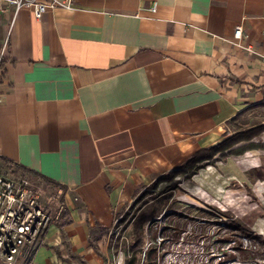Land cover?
<instances>
[{"label":"crops","instance_id":"obj_1","mask_svg":"<svg viewBox=\"0 0 264 264\" xmlns=\"http://www.w3.org/2000/svg\"><path fill=\"white\" fill-rule=\"evenodd\" d=\"M65 1L37 19L0 0V171L64 190L29 264H112L111 229L139 191L264 108V0ZM238 156L239 175L264 179V149Z\"/></svg>","mask_w":264,"mask_h":264},{"label":"rangeland","instance_id":"obj_2","mask_svg":"<svg viewBox=\"0 0 264 264\" xmlns=\"http://www.w3.org/2000/svg\"><path fill=\"white\" fill-rule=\"evenodd\" d=\"M260 125L259 107L231 121L225 138ZM253 141L264 142V132ZM239 157H216L195 174H180L151 192L147 188L162 174L143 187L111 229L112 264H264V179H257L258 169L239 175L237 165L228 164ZM201 190L222 193L211 197Z\"/></svg>","mask_w":264,"mask_h":264},{"label":"built area","instance_id":"obj_3","mask_svg":"<svg viewBox=\"0 0 264 264\" xmlns=\"http://www.w3.org/2000/svg\"><path fill=\"white\" fill-rule=\"evenodd\" d=\"M1 1L13 5L15 11L29 8L37 19L49 9L72 7L71 2L65 0ZM150 10L155 11V7ZM241 36L242 27H235L233 43L253 52L250 45L241 44ZM66 211L62 187L24 172L16 173L11 168L0 171V264H29L42 235L52 224L62 223Z\"/></svg>","mask_w":264,"mask_h":264},{"label":"trees","instance_id":"obj_4","mask_svg":"<svg viewBox=\"0 0 264 264\" xmlns=\"http://www.w3.org/2000/svg\"><path fill=\"white\" fill-rule=\"evenodd\" d=\"M3 60H0V68H2ZM237 117L232 119L235 120ZM264 132V125L256 126L227 137L217 144L208 148H203L193 153L187 161L173 170L159 176L148 188L146 192H151L158 189L163 182H169L175 179L180 174H195L196 170L204 164L210 163L214 158H225L230 154H243L251 149H264V142L253 141L255 137ZM9 168V163L6 164ZM18 169V167H17ZM24 173L37 177L27 170H22Z\"/></svg>","mask_w":264,"mask_h":264},{"label":"bare ground","instance_id":"obj_5","mask_svg":"<svg viewBox=\"0 0 264 264\" xmlns=\"http://www.w3.org/2000/svg\"><path fill=\"white\" fill-rule=\"evenodd\" d=\"M186 264V263H185ZM187 264H189V263H187Z\"/></svg>","mask_w":264,"mask_h":264}]
</instances>
